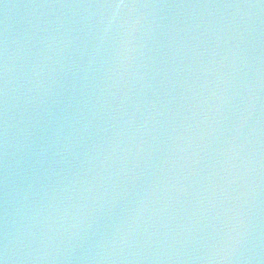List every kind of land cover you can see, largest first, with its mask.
Here are the masks:
<instances>
[{
	"label": "water",
	"instance_id": "1",
	"mask_svg": "<svg viewBox=\"0 0 264 264\" xmlns=\"http://www.w3.org/2000/svg\"><path fill=\"white\" fill-rule=\"evenodd\" d=\"M0 264H264V0H0Z\"/></svg>",
	"mask_w": 264,
	"mask_h": 264
}]
</instances>
